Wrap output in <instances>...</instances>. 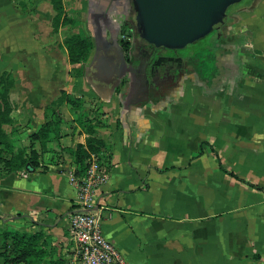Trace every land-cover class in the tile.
<instances>
[{
    "label": "crops",
    "instance_id": "0c3cea01",
    "mask_svg": "<svg viewBox=\"0 0 264 264\" xmlns=\"http://www.w3.org/2000/svg\"><path fill=\"white\" fill-rule=\"evenodd\" d=\"M20 1L21 11L35 10L30 24L14 32L1 17L0 73L14 77L16 112L4 130L15 147L27 146L60 90L82 108L61 103L60 136L39 165L0 175V231L43 234L42 264H80L68 221L76 196L72 152L88 137L81 113L101 112L97 154L108 179L96 192V210L125 264H264V0L236 7V22L212 51V77L191 67L163 81L145 72L115 75L110 48L124 3L77 0L67 8L63 0L77 31L92 41L88 59L71 64L60 34L66 26L51 31L49 0L42 9L31 8L39 0Z\"/></svg>",
    "mask_w": 264,
    "mask_h": 264
},
{
    "label": "trees",
    "instance_id": "16d2710c",
    "mask_svg": "<svg viewBox=\"0 0 264 264\" xmlns=\"http://www.w3.org/2000/svg\"><path fill=\"white\" fill-rule=\"evenodd\" d=\"M53 10L51 18V31L57 33L63 26L78 25V21L69 16L63 4V0H49ZM63 45L67 51L68 61L71 64L84 63L92 49L90 37L82 32L72 33L63 39ZM128 45V44H127ZM201 60V59H200ZM196 72L199 76L208 80L214 73V67L206 71L196 62ZM215 65V62H214ZM15 85V80L10 71L0 73V175L16 173L27 167L39 165V156L46 149L47 143L60 136V124L62 118L57 112L58 106L67 102L73 108H82L79 100L70 98L64 90H60V95L44 108L45 122L41 127L29 134V144L25 147L15 148L11 135L7 133L3 125L14 121L15 107L10 100V91ZM95 111H98L97 109ZM102 113H95L93 117L81 113L78 120L81 127L88 134L85 145L78 144L73 150V161L77 165L74 174H83L86 168V160L90 152L100 153L104 147V142L96 136L95 125L101 124L99 117ZM40 144L41 151L35 149V142ZM45 237L40 232L26 233L14 228L0 231V258L2 264H42L45 260ZM49 264H62L59 260H50Z\"/></svg>",
    "mask_w": 264,
    "mask_h": 264
},
{
    "label": "water",
    "instance_id": "95a60500",
    "mask_svg": "<svg viewBox=\"0 0 264 264\" xmlns=\"http://www.w3.org/2000/svg\"><path fill=\"white\" fill-rule=\"evenodd\" d=\"M136 11V31L156 47L181 49L209 34L240 0H131ZM167 67L163 66V75ZM146 78L152 68L145 70ZM160 74V75H162ZM121 76L117 77L116 85Z\"/></svg>",
    "mask_w": 264,
    "mask_h": 264
},
{
    "label": "flooded vegetation",
    "instance_id": "af4514ba",
    "mask_svg": "<svg viewBox=\"0 0 264 264\" xmlns=\"http://www.w3.org/2000/svg\"><path fill=\"white\" fill-rule=\"evenodd\" d=\"M120 2H123V0H120ZM123 3L126 13L122 16H124V24L129 28L130 34L128 37L122 38L118 32V40L110 48V54L117 62L115 75L126 72L135 76L139 73L141 74L145 72V70L149 68H152V77L163 81L162 73L163 66H165L167 67V76H185L187 71L191 69V63L195 61V58H197L195 52H191L187 55L182 54L184 49H186L189 44L181 49H168L164 47H156L154 44L147 42L145 39L139 36L135 29L136 11L132 1L124 0ZM236 7L237 6L230 5L226 9L222 20L214 26L209 34L203 37L204 39L208 37L210 41L209 44L204 47V49L212 50L214 53L215 49H217V41H223L225 39V34L228 31V28L233 22H236L238 16V10H235ZM126 43H128L127 46ZM219 44H221L222 47L225 45V43L222 42Z\"/></svg>",
    "mask_w": 264,
    "mask_h": 264
},
{
    "label": "built area",
    "instance_id": "2783aa9c",
    "mask_svg": "<svg viewBox=\"0 0 264 264\" xmlns=\"http://www.w3.org/2000/svg\"><path fill=\"white\" fill-rule=\"evenodd\" d=\"M107 179V167L95 152H90L83 174H69L76 196L68 221L80 264H125L117 249L104 236L100 214L96 210V192Z\"/></svg>",
    "mask_w": 264,
    "mask_h": 264
},
{
    "label": "rangeland",
    "instance_id": "374dc122",
    "mask_svg": "<svg viewBox=\"0 0 264 264\" xmlns=\"http://www.w3.org/2000/svg\"><path fill=\"white\" fill-rule=\"evenodd\" d=\"M77 0H65L66 3V7H72L75 5V3L77 4L78 2H76ZM91 2L97 1V0H90ZM44 2H46V0H39V2L37 4L33 3V5L31 6V8L34 6L35 8H45L44 7ZM100 4H102V2H105V0H101L98 1ZM116 2H120V0H117ZM124 2V0H123ZM121 2V3H123ZM248 2V0H240L238 3L233 4V6H241L244 5V3ZM95 3V2H94ZM110 3V2H109ZM25 4V3H24ZM99 4V5H100ZM26 5V4H25ZM123 5V4H122ZM77 6V5H76ZM109 6V4H108ZM107 7V6H106ZM23 4L22 1L20 0H0V30L2 27V23H1V17L5 18V16L7 15L9 22L13 24V30L16 29V26H19L20 29L24 28L25 26H27L28 24H30L33 21V18L31 17V15H33V13L35 12L34 9H31V11H21V9H23ZM73 8V7H72ZM76 10V9H75ZM77 11V10H76ZM124 16H122L120 18L119 24L118 25V30H117V34L119 32L120 36L123 37H128V35L130 34L129 28L124 24ZM3 24H5V20H3ZM83 29L85 30V24L83 25ZM77 31V25H73V26H66L64 28H62V31H60L61 36H67L72 34L73 32ZM15 32V30H14ZM78 32V31H77ZM75 32V33H77ZM209 39L207 38H202L199 39L198 41L196 40L195 43H190L186 49H184V51L182 52V54L187 55L191 52H195L196 57L193 63V67L196 69V62L199 63L206 71H210L212 70V68H215L214 62H215V56L212 53V50H207L204 49L205 46H207L209 44ZM128 43H126L127 46ZM3 57H5V54L3 52V46L0 45V60L3 59ZM201 59V60H200ZM192 63H191V67H192ZM2 69V67L0 68V70ZM211 72V71H210ZM16 116V112L14 113ZM18 148V147H15Z\"/></svg>",
    "mask_w": 264,
    "mask_h": 264
}]
</instances>
